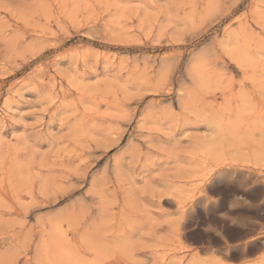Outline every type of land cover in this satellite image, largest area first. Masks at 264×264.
I'll return each instance as SVG.
<instances>
[{
  "label": "rangeland",
  "instance_id": "1",
  "mask_svg": "<svg viewBox=\"0 0 264 264\" xmlns=\"http://www.w3.org/2000/svg\"><path fill=\"white\" fill-rule=\"evenodd\" d=\"M0 264H264V0H0Z\"/></svg>",
  "mask_w": 264,
  "mask_h": 264
},
{
  "label": "bare ground",
  "instance_id": "2",
  "mask_svg": "<svg viewBox=\"0 0 264 264\" xmlns=\"http://www.w3.org/2000/svg\"><path fill=\"white\" fill-rule=\"evenodd\" d=\"M61 252H62V250H61Z\"/></svg>",
  "mask_w": 264,
  "mask_h": 264
}]
</instances>
